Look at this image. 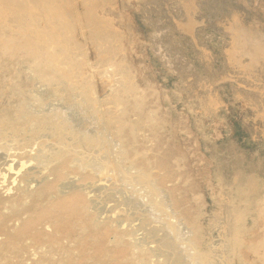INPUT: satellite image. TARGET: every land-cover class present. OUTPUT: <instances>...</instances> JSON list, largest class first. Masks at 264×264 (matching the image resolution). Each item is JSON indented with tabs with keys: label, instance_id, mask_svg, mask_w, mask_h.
<instances>
[{
	"label": "rangeland",
	"instance_id": "rangeland-1",
	"mask_svg": "<svg viewBox=\"0 0 264 264\" xmlns=\"http://www.w3.org/2000/svg\"><path fill=\"white\" fill-rule=\"evenodd\" d=\"M257 44L264 0H0V264H264Z\"/></svg>",
	"mask_w": 264,
	"mask_h": 264
},
{
	"label": "bare ground",
	"instance_id": "bare-ground-1",
	"mask_svg": "<svg viewBox=\"0 0 264 264\" xmlns=\"http://www.w3.org/2000/svg\"><path fill=\"white\" fill-rule=\"evenodd\" d=\"M243 31H244V30H243ZM252 36H253V35H252ZM252 36H251V37H252ZM255 36H256V35H255ZM261 38H262V37H261ZM38 41H39V39L36 40V41L34 40L33 45L31 46V49H32L33 51H34V49L36 48V47L34 48L33 46H34V45L36 46L37 43H38ZM39 42H40V41H39ZM248 42H250V41H248ZM40 43H41V42H40ZM41 44H42V43H41ZM255 45H256V43H255ZM240 46H241V45H240ZM257 46H258V44H257ZM258 47H259V46H258ZM35 50H36V49H35ZM6 51H7V50H6ZM256 51H257V52H256ZM256 51H255V52L258 53V54L261 53V56H262V53L264 54V47H259ZM258 51H259V52H258ZM250 55H251V53H250ZM254 55H255V54H254ZM256 56H258V55H256ZM252 57L254 58V56H252ZM263 57H264V56H263ZM253 58H252V59H253ZM258 58H259V56H258ZM260 59H263V58H260ZM122 128H123V127L119 128V131H118V132H123L124 130L121 131ZM13 157H15L14 159L12 158L13 160L9 158V160H11V161H9L7 167L5 166L6 168H4V169L0 172V181H1V183L6 182L5 189L7 190V192H9L10 190H13V191H14V187L16 188L17 186H20V185H19L20 183H22V182H23V183L26 182V179H27V178H30V177H28V176H29V173H30V168L32 167V164H30V161H25L24 158H20V157H18V159H16L17 156H13ZM2 158H3V157H2ZM1 160H2V159H1ZM60 164H62V163H60ZM60 164H59V165H60ZM59 165H58V166H59ZM58 166L55 167V168L53 169L54 174L52 173L54 176H56V179H55L56 181H59L60 179H62V177H63V173H64V171H62L63 167H60V166L58 167ZM1 168H2V167H1ZM1 168H0V169H1ZM65 172H66V171H65ZM45 175H46V174H45ZM43 176H44V175H43ZM54 176H53V177H54ZM65 176H66V175H65ZM34 178H36V177H34ZM41 178H42V177H41ZM41 178H40V177L37 178L38 181H40ZM64 179H65V178H64ZM76 179H77V178H76ZM53 180H54V178H53L51 181H53ZM55 180H54V181H55ZM70 180H71V179H70ZM97 180H98V179H97ZM3 181H4V182H3ZM9 181H10V183H8ZM31 181H33V180H31ZM35 181H36V180H35ZM45 181H46V180H45ZM71 181H72V180H71ZM28 182H29V181H28ZM61 182H62V181H60V183H61ZM64 182H65V181H64ZM67 182H68V181H67ZM96 182H98V181H96ZM101 182H102V181H101ZM101 182H100V184H101ZM69 183H71V182H69ZM103 183L106 185V183H105L104 181H103ZM78 184H79V183H78ZM94 184H95V183H94ZM96 184H97V183H96ZM104 184H102V185H104ZM3 185H4V184H3ZM3 185H2V188H3ZM21 185H22V184H21ZM23 185H25V184H23ZM27 185H28V184H27ZM53 185H54V183H51L50 180H48V182L45 183L44 186L42 187L41 191H40V189H39V192H41V193H39L38 195L43 194V196H46V193L49 192V191H48L49 189H52ZM79 185H80V184H79ZM84 185H85V184H84ZM84 185H83V186H84ZM93 186H94V185H93ZM21 187H22V186H21ZM40 187H41V186H40ZM0 188H1V187H0ZM18 188L20 189V187H18ZM3 189H4V188H3ZM53 189H55V187H54ZM56 189H58V188L56 187ZM85 189H86V188H85ZM93 189H94V188H93ZM65 190H66V189H65ZM13 191H12V192H13ZM21 191H22V190H21ZM23 191H24V190H23ZM80 191H81V189H80ZM5 192H6V191H5ZM15 192H16V190H15ZM51 193H52V192H51ZM51 193H50V194H51ZM73 193H74V192H73ZM14 194H15V193H14ZM69 194H71V193H69ZM69 194H68V195H69ZM82 194H84V193H82ZM25 195H26V194H25ZM28 195H29V194H28ZM47 195H49V194H47ZM85 195H87V194H85ZM57 196H58V197H61V196H59V195H57ZM1 197H2V195H1ZM28 197H29V196H28ZM58 197H57V199H59ZM63 197H65V196L63 195ZM63 197H61V198H63ZM71 198H72V197H71ZM87 199H88V198H87ZM91 199H92V198H91ZM59 200H60V199H59ZM2 202H3V201H2ZM4 202H5V201H4ZM108 202H109V201H108ZM0 204H1V202H0ZM86 204H87V203H86ZM115 204H116V203H115ZM115 204H114V205H115ZM53 205H54V204H53ZM88 205H89V204H88ZM88 205H87V206H88ZM85 206H86V205H85ZM85 206H83V207L81 206V207H82V210H83V208H84ZM115 206H116V205H115ZM34 207H36V205H34ZM42 207H43V206H42ZM71 207H72V208H70V209H72L73 211H75V212L78 211V208H77L76 205H72ZM91 207H92V206H91ZM38 208H39V207H38ZM47 208H49V207H47ZM87 208L89 209V207H87ZM31 209H33V206L30 208V210H29L28 212H30V211H31V212L33 211V212H34V210H31ZM34 209H36V208H34ZM39 209H40V208H39ZM41 209H44V207L41 208ZM41 209H40V210H41ZM52 209H53V208H52ZM85 209H86V208H84V211L81 212V213L84 214V215H85ZM91 209H92V208H91ZM43 211H44V210H43ZM51 211H53V210H51ZM121 211H123V210H121ZM33 212H32V213H33ZM38 212H39V211H37V213H38ZM54 212H57V213H58V211H57V210L55 211V209H54ZM59 212H61V211H59ZM87 212H88V210H87ZM95 212H96V211H95ZM113 212H114V211H113ZM116 212H117V211H116ZM116 212H115V213H116ZM119 212H120V211H119ZM67 213H68V212H67ZM34 214L37 215L36 212H35ZM117 214H118V213H117ZM58 215H59V214H58ZM86 215L89 216L88 213H87ZM86 215H85V217H87V219H85V222L88 221L89 218L91 217V214H90V217H89V218H88V216H86ZM96 215H97V214H96ZM119 215H120V214H119ZM121 215H122V214H121ZM37 217H38V216H37ZM37 217L34 216L33 218H31L30 221L25 222V223H24V228H23L24 231L22 230V232H27V231L31 230V229H32V226H33V224H34V221L37 219ZM39 217H40V215H39ZM39 217H38V218H39ZM52 217H53V216H51L50 218L52 219ZM65 217H66V216H65ZM106 217H107V216H106ZM106 217H105V218H106ZM186 217H187V216H186ZM29 218H30V217H29ZM48 218H49V217H48ZM55 218H56V216H55ZM61 218H63V217H61ZM92 218H93V217H92ZM112 218H113V217H112ZM187 218H188V217H187ZM63 219H64V218H63ZM63 219H62V220H63ZM66 219H67V218H66ZM68 219H69V218H68ZM3 220H4V219H3ZM52 220H53V219H52ZM103 220H104V219H103ZM103 220H102V221H103ZM1 221H2V220H1ZM24 221H25V220H24ZM56 221L59 222L58 219H57ZM64 221H65V219H64ZM80 221H81V220H80ZM89 221H90V220H89ZM93 221H94V225H95V224H96V222H95V218L93 219ZM93 221H92V220L90 221V222L92 223V225H93ZM3 222H4V221H3ZM57 222H56L55 224H57ZM62 222H63V221H62ZM74 222H75V221H74ZM74 222H73V223H74ZM104 222H105V221H104ZM113 222H114V221H113ZM52 223H53V221H52ZM80 223H83V222L81 221ZM91 223L88 224L89 227H91V225H90ZM97 223H98V222H97ZM53 224H54V223H53ZM77 224H78V223H77ZM77 224H76V225H77ZM98 224H99V223H98ZM107 224H108V223H107ZM116 224H117V223H116ZM194 224H196V223H194ZM194 224H191V228H192V236H191V240H190L189 242H195V243L198 244V242H199V238L201 237V236H200V234H201L200 231H201V230L198 228V225L195 226ZM1 225H2V224H1ZM1 225H0V226H1ZM76 225H73V227L76 226ZM83 225H84L85 227L88 226V225H85L84 223H83ZM94 225H93V226H94ZM104 225H105V224H104ZM145 225H146V224H144V226H145ZM53 226H54V225H53ZM146 226H147V225H146ZM148 226H149V225H148ZM35 227H36V226H35ZM85 227H84V228H85ZM89 227H87V228H89ZM116 227H117V226H116ZM75 228H76V227H75ZM77 228H79V227H77ZM80 228H81V227H80ZM112 228H113V227H112ZM126 228H127V227H126ZM148 228H149V227H148ZM151 228H152V227H151ZM156 228H157V227H156ZM73 229H74V228H73ZM85 229H86V228H85ZM103 229H104V227H103ZM103 229H102V230H99V231H101V234H103V233H102ZM141 229H142V228H141ZM146 229H147V228H146ZM154 229H155V227L152 228V230H154ZM77 230H78V229H77ZM87 230H88V229H87ZM111 230H112V229H111ZM124 230H125V229H124ZM157 230H158V229H157ZM199 230H200V231H199ZM125 231H126V230H125ZM130 231H131V230H130ZM130 231H129V232H130ZM158 231H159V230H158ZM158 231L155 232V233H158ZM22 232H21V233H20V232H19V233H16V232H15L14 235L12 234V235H11V236H12V239H15V238H16V239H18V238L20 239V237H23L24 234L21 235ZM36 232H40V231H37V230H36ZM58 232H59V231H58ZM83 232H84V231H83ZM126 232H127V231H126ZM152 232H153V231H152ZM171 232L173 233L174 236H175V235L177 236V234L175 233V230L172 229ZM33 233H35V232L33 231ZM48 233H51V232H48ZM84 233H86V232H84ZM56 234H57V233H56ZM159 234H161L160 231H159ZM59 235H60V234H59ZM129 235H130V234H129ZM156 235H157V234H156ZM28 236H29V235H28ZM53 236H54V235H53ZM57 236H58V234H57ZM115 236H116V235H115ZM9 237H10V236H9ZM125 237H126V236H125ZM158 237H160V235H158ZM161 237H162V235H161ZM177 237H178V236H177ZM49 238H50V237H49ZM97 238H98V237H97ZM97 238H96V242L99 240V238H98V239H97ZM103 238H104V237H103ZM5 239H6V238H4V240H5ZM21 239H22V238H21ZM90 239H91V238H90ZM93 239H94V237H93ZM131 239H132V238H131ZM166 239H167V240L164 241V239L162 238V240L165 242V244H166L167 246L169 245V246H168L169 248H170L171 244H173V245L176 244V243H175V242H176V239H177L176 237H175V239H173V241H172L171 239H169V238H166ZM168 239H169V240H168ZM0 240H1V239H0ZM88 240H89V239H88ZM88 240H87V241H88ZM128 241H129V240H128ZM133 241H134V240H133ZM154 241H155V239H154ZM184 241H185V240H184ZM263 241H264V240H263ZM13 242H15V241H14V240H11V241H10L9 245H10L11 247L9 246V248H8L9 250H11V248L16 247V244L18 243L17 240H16L17 243H13ZM19 242H20V243H18V245L21 244V241H20V240H19ZM98 242H99V241H98ZM98 242H97V243H98ZM130 242H131V241H130ZM134 242H135V241H134ZM2 243H3V239H2ZM7 243H8V242H6V244H7ZM24 243H25V241L23 242V245H24ZM27 243H28V242H27ZM29 243H31V242H29ZM29 243H28V244H29ZM57 243H58V242H57ZM59 243H60V242H59ZM151 243H152V241H151ZM4 244H5V243H4ZM4 244H0V245H4ZM131 244H132V243H131ZM182 244L185 245V242H182ZM263 244H264V243H262V245H263ZM153 245H154V244H153ZM158 245H159V244H158ZM259 245H260V244H259ZM262 245H261V246H262ZM7 246H8V245H5L6 248H7ZM20 246H21V248H22V244H21ZM20 246H19V247H20ZM27 246H28V245H27ZM129 246H131V245H128V247H129ZM132 246H133V245H132ZM144 246H145V245H144ZM175 246H176V245H175ZM175 246H174V247H175ZM2 247H3V246H2ZM24 247H25V246H23L22 249H24ZM125 247H127V246H125ZM156 247H157V245H156ZM255 247H256V246H255ZM255 247H254V248H255ZM263 247H264V245H263ZM26 248H27V247H26ZM28 248H29V246H28ZM40 248H41V247H40ZM130 248H131V247H130ZM133 248H134V247H133ZM133 248H132L131 250H134ZM147 248H148V247H147ZM149 248H150V247H149ZM257 248H258V247H257ZM261 248H262V247H261ZM0 249H1V248H0ZM17 249H18V248H17ZM30 249H31V248H29V250H30ZM135 249H136V248H135ZM154 249H155V248H154ZM173 249H174V248H173ZM3 250H4V248H3ZM9 250H6V252L9 251ZM25 250H27V249H25ZM25 250H24V251H25ZM32 250H33V248H32ZM35 250H37V249L35 248ZM35 250H34V251H35ZM42 250H43V249H42ZM151 250H152V249H151ZM156 250H157V249H156ZM170 250H171V249H170ZM113 251H114V250H113ZM165 251H166V250H165ZM0 252H3V251H0ZM4 252H5V251H4ZM30 252H31V250H30ZM32 252H33V251H32ZM38 252H39V253H44V252H41L40 249L38 250ZM93 252H94V251H93ZM10 253H11V252H10ZM13 253L16 254L15 252L12 251V254H11L12 256H13ZM34 253H35V252H34ZM94 253H95V252H94ZM19 254H20V252H19ZM28 254H29V252H28ZM28 254H27V255H28ZM31 254H32V253H31ZM35 254L37 255L38 253L36 252ZM45 254H46V253H45ZM140 254H141V253H140ZM149 254H151V253H149ZM1 255H2V254H1ZM4 255H5V254H4ZM6 255H10V254H8V252H7ZM6 255H5V256H6ZM11 255H10V256H11ZM22 255H23V254H22ZM24 255H25V253H24ZM36 255H34V256L36 257ZM109 255H110V254H106V253H104V256H105V259H106L105 261H106V262L108 261V260H107V257H108V259L112 257V256L109 257ZM141 255H142V254H141ZM165 255H166V254H165ZM10 256H9V257H10ZM12 256H11V257H12ZM14 256H15V258H17L16 255H14ZM28 256H29V258L31 257L30 254H29ZM28 256H26V257H28ZM34 256H33V257H34ZM37 256H38V255H37ZM45 256H46V255H45ZM47 256H48V255H47ZM143 256H144V255H143ZM146 256H147V255H146ZM146 256H145V257H146ZM151 256H152V255H151ZM153 256H154V255H153ZM9 257H7V258H9ZM38 257H40V256H38ZM41 257H42V256H41ZM43 257H44V255H43ZM43 257H42V258H43ZM49 257H51V255H50ZM49 257H48V258L46 257V258H47V259H50ZM53 257H54V256H53ZM140 257H142V256H140ZM154 257H155V256H154ZM4 258H5V257H4ZM4 258H2V259H4ZM7 258H6V259H7ZM15 258H14V259H15ZM19 258H22V260H26V259H23L24 256H23V257H19ZM19 258H18V259H19ZM36 258H37V257H36ZM51 258H52V257H51ZM147 258H149V257H147ZM14 259H12L13 261L11 260L12 263L15 262ZM33 259H34V258H33ZM33 259H32V260H33ZM99 259H100V258H99ZM103 259H104V258H103ZM7 260H8V259H7ZM27 260H28V258H27ZM27 260H26V261H27ZM29 260H31V259H29ZM37 260H38V259H37ZM43 260H44V258H43ZM45 260H46V259H45ZM110 260H111V259H110ZM116 260H117V259H116ZM129 260H130V259H129ZM131 260H132V259H131ZM151 260H152V259H151ZM2 261H3V260H2ZM2 261H1V264H2ZM9 261H10V260H9ZM16 261H17V264H18V262H21V261H19V260H16ZM38 261H39V260H38ZM40 261H41V260H40ZM100 261H101V260H100ZM102 261H103V263H105L104 260H102ZM143 261H144V260H143ZM149 261H150V260H149ZM3 262L6 263V261H3ZM7 262H8V261H7ZM34 262H35V260H34ZM41 262H42V261H41ZM43 262L45 263V261H43ZM47 262H49V261H47ZM112 262H113V261H112ZM114 262H116V261H114ZM120 262H121V261H120ZM131 262H132V261H131ZM147 262H148V261H147ZM151 262H152V261H151ZM10 263H11V262H10ZM12 263H11V264H12ZM15 263H16V262H15ZM21 263H22V262H21ZM25 263H26V262H25ZM31 263L33 264V261L29 262V264H31ZM36 263H37V261H36ZM44 263H43V264H44ZM67 263H68V262H67ZM126 263H127V262H126ZM138 263H139V262H138ZM19 264H20V263H19ZM22 264H24V262H23ZM27 264H28V263H27ZM105 264H106V263H105ZM107 264H108V263H107ZM110 264H111V262H110ZM132 264H133V263H132ZM134 264H136L135 261H134ZM139 264H140V263H139Z\"/></svg>",
	"mask_w": 264,
	"mask_h": 264
}]
</instances>
